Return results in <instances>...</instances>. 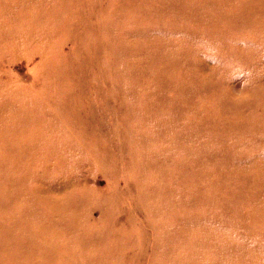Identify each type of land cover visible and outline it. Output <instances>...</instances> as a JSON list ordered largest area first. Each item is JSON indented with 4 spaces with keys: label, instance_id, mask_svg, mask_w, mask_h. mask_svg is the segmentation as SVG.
<instances>
[{
    "label": "rangeland",
    "instance_id": "1",
    "mask_svg": "<svg viewBox=\"0 0 264 264\" xmlns=\"http://www.w3.org/2000/svg\"><path fill=\"white\" fill-rule=\"evenodd\" d=\"M0 264H264V0H0Z\"/></svg>",
    "mask_w": 264,
    "mask_h": 264
}]
</instances>
